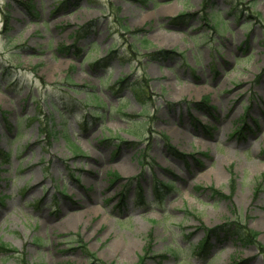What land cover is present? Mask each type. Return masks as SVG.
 <instances>
[{
  "label": "rangeland",
  "instance_id": "374dc122",
  "mask_svg": "<svg viewBox=\"0 0 264 264\" xmlns=\"http://www.w3.org/2000/svg\"><path fill=\"white\" fill-rule=\"evenodd\" d=\"M237 227L264 250V0H0V264H264Z\"/></svg>",
  "mask_w": 264,
  "mask_h": 264
},
{
  "label": "trees",
  "instance_id": "16d2710c",
  "mask_svg": "<svg viewBox=\"0 0 264 264\" xmlns=\"http://www.w3.org/2000/svg\"><path fill=\"white\" fill-rule=\"evenodd\" d=\"M206 7H204V9H205ZM82 31H83V29H81L80 31H79V34H81L82 33ZM64 49L65 48H62V49H60L59 51L60 52H62V51H64ZM163 54H165V53H160L159 55H163ZM123 82V81H122ZM125 82V81H124ZM242 131H244L243 129H242ZM112 177V176H111ZM113 177L114 178H116V179H119L118 178V175L117 174H113ZM163 188H165L167 191H170V189H169V187H167L165 184H160ZM165 185V186H164ZM64 191H65V189L61 192L62 194H64ZM158 192V191H157ZM159 192H162V190L160 191L159 190ZM139 196H141V195H139ZM246 229L243 227V228H236L235 230H233L232 231V233H234V236H236L239 240H240V242L243 244H253V245H258L259 246V244L257 243V238H258V234L257 233H252V232H246L245 231ZM244 231L246 232V234H244ZM213 233V231H209V234H208V236H207V238H205V240H204V242L201 244V246H200V252H197V253H203V252H205L207 249H210V239H211V237H212V234ZM260 247V246H259ZM86 248V247H85ZM85 248H83V249H85ZM3 249V251L5 252H12V250H10V249H8V248H6V247H4V248H2ZM260 250H262V252H263V254H264V250H263V248L262 247H260ZM93 258H94V256H93Z\"/></svg>",
  "mask_w": 264,
  "mask_h": 264
}]
</instances>
